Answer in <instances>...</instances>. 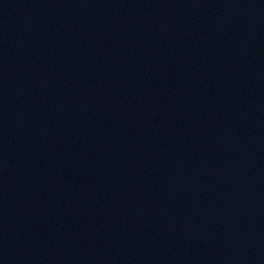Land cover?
<instances>
[{"label": "water", "instance_id": "95a60500", "mask_svg": "<svg viewBox=\"0 0 264 264\" xmlns=\"http://www.w3.org/2000/svg\"><path fill=\"white\" fill-rule=\"evenodd\" d=\"M132 67L264 128V0H20Z\"/></svg>", "mask_w": 264, "mask_h": 264}]
</instances>
